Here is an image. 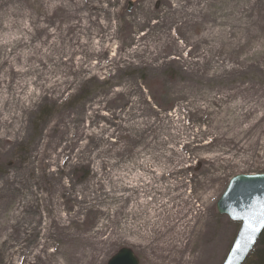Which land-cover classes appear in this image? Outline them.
<instances>
[{
  "label": "rangeland",
  "instance_id": "obj_1",
  "mask_svg": "<svg viewBox=\"0 0 264 264\" xmlns=\"http://www.w3.org/2000/svg\"><path fill=\"white\" fill-rule=\"evenodd\" d=\"M63 1L0 0V56L17 40L30 38L36 45L46 39L54 26L47 27L43 18L65 12L57 5ZM98 1L116 15L108 18L106 30L93 27L100 37L114 31L116 38L103 56L89 60L100 64L93 78L89 72L72 73L67 76L71 83L57 85L50 81L58 74L48 81L40 75L38 84L25 86L19 106L6 111L0 123V264H30L36 251L56 263L106 264L122 247L133 252L138 264H221L239 222L218 213L216 202L232 176L264 173V156H237L233 163L212 157L230 144L223 140L232 137L233 129L221 140L215 138L220 124L231 119L229 104L255 105L254 114L264 104V0ZM177 4L173 18L179 29H168L173 45L161 46L156 59L147 56V49L135 52L130 33L142 44L154 36L143 35L142 26L132 33L136 13L147 9L153 23ZM100 16V10H92V19ZM218 64L226 68L223 80L213 78ZM117 68H122L119 73ZM16 77L11 75V82ZM39 84H50L43 96ZM219 96L224 98L218 103ZM194 101L201 109L192 113ZM167 171L169 176L153 185L173 182V192H182L176 200L189 196V204L183 201L185 208L191 206L186 219L198 205L206 212L192 230L187 251L172 255L179 260H164L144 252L131 241L134 237L105 241L111 230L114 235L120 229L135 201L128 197L117 206L114 195L126 191L110 188H140ZM142 194L134 197L141 200ZM151 194L144 193L145 198ZM108 220L99 239H86L100 221ZM220 228L226 230L221 245L208 249ZM262 248L259 238L243 264H255Z\"/></svg>",
  "mask_w": 264,
  "mask_h": 264
},
{
  "label": "bare ground",
  "instance_id": "obj_2",
  "mask_svg": "<svg viewBox=\"0 0 264 264\" xmlns=\"http://www.w3.org/2000/svg\"><path fill=\"white\" fill-rule=\"evenodd\" d=\"M66 1L64 0L57 4L64 6L66 9L62 11L65 12L49 13L47 17L43 18L44 22L47 23V27L50 25L54 26V28L48 32L49 38L42 39L41 42L36 45L31 42L30 38L26 40H17L10 45L8 51L1 54L0 70H2L3 75L0 77V123L5 121L4 115L6 111H13L19 106L25 86L29 84H38L40 75H47L46 81H48L50 75L58 74L57 78L50 81V84L55 83L57 85L71 83L67 76L72 73L89 72L91 74L90 78H93L94 70L100 64L97 62L92 65L89 63V60L94 54L97 57L103 56L105 48L110 45V41L116 38V32L114 31L105 33L100 37L97 30L93 27L94 25H98V27L106 30L108 28V18H115L116 14H114L113 11L109 10L107 7H101L98 0ZM158 1L159 0H155L157 3ZM160 1L159 4H161ZM179 8V4L175 5L168 11V14L164 15L165 18L163 17L153 23H149L150 18L147 9H140L136 13V16L139 18L134 22L135 28L133 27L132 33L142 26L146 27L147 31L143 35L147 36L150 32H153L154 36L150 37L146 44H142L139 43L140 37H135L134 34L130 33L128 37L129 41L131 43L136 42L137 44L135 52L141 53L147 49V56L156 59L159 57V49L161 46L166 42L173 45L175 37L169 33L168 29L171 26L174 30L179 29V27L174 25L173 18V12ZM92 10H100L102 16L98 19H92ZM193 11L194 10H192L191 13H193ZM95 38H97L96 41ZM152 42L154 43L151 44ZM140 45L142 46L139 47ZM144 45L145 47H143ZM61 57L65 59L63 60ZM38 60L42 61L43 64L38 62ZM35 62H38L41 67L36 66ZM220 65L221 64H218L215 68L217 73L213 76L214 80H223L225 78L223 69L226 68ZM129 66L126 68H129ZM219 66L220 68H218ZM121 69L122 68H117L116 72L119 73ZM149 70H154V68L149 66ZM232 70L233 68L231 67L227 68V71ZM11 75H14V77L19 76L20 79L16 77V79H13L11 82ZM30 75H35L36 77H28ZM110 76L109 74L106 78L108 82L110 81ZM48 86L39 84V87H41L39 92L40 96L44 95V91L47 90ZM259 90L263 92L262 89ZM31 94L32 92H27V95ZM223 98L224 97L219 96L218 103L223 101ZM262 102L259 104L258 114H254L257 109L255 105H244L245 107H242L240 101L229 104L227 108L232 111L229 116L231 119H228V122L220 124L221 129L217 131L215 138L221 140L224 135H230L231 129H233L232 137L223 140L224 143L230 142V144L222 145L223 147L220 148V153L212 156L214 159L222 158L221 160L223 161L233 163L238 161L236 158L237 156H242V159H251L252 156H264V137L257 138L259 132L264 131V104H262ZM197 108L201 109L199 104L194 101L190 111L195 113ZM208 108L209 107H205L204 109L208 111ZM248 117H250L249 121L246 120ZM246 135L252 137H250L248 141L242 142L243 137ZM233 139L234 141L231 142ZM223 154H227L228 156L222 157ZM169 174L170 172L168 171L166 173H160L159 176L144 181L140 188L130 185L126 187L125 185H117L110 188V192L126 191L123 194L114 195L117 206H121L128 197H132L131 199H135V201H133L127 211L128 217L126 221L120 226L116 234L113 235L111 230L106 235L105 241L110 242L114 238L128 236L134 237L131 239L134 244L139 245L140 248L149 255L151 253L156 254V257L159 259L165 256L171 257L173 254H183L187 251L192 230H194L198 218L206 212L204 207L201 208L199 207L200 205H198L196 212L186 219V214L191 206L185 208L183 201L189 204V196L185 199L180 198L176 200V198L182 195V192H173L176 189L175 183L173 182L153 185L154 182L158 183V180L169 176ZM177 186L179 188L183 187L180 183H178ZM151 191H154V194H151L149 199H146L144 193H151ZM137 192L143 193L141 195V200H136V197H134V194ZM98 210L104 213L107 212L105 209L102 210L98 208ZM114 210H117V208ZM114 215L113 212L112 218H114ZM191 220H193L192 223H190ZM109 222L110 220L106 222L100 221L96 229H93L87 234L86 239L95 238V241L99 239L103 232V228H106ZM225 232L226 230L224 228H220L219 237L214 243L208 246V249H214L216 245L220 246L224 239ZM117 234L118 236H116ZM169 234L170 236L172 235L171 238ZM203 251L206 252L205 249H203ZM172 258L179 260V257L176 256H172ZM164 260L166 259L164 258ZM150 261L152 264H156L154 260ZM30 264L62 263H56V261L53 260L51 262L46 256H41L39 251H36L31 258Z\"/></svg>",
  "mask_w": 264,
  "mask_h": 264
},
{
  "label": "water",
  "instance_id": "obj_3",
  "mask_svg": "<svg viewBox=\"0 0 264 264\" xmlns=\"http://www.w3.org/2000/svg\"><path fill=\"white\" fill-rule=\"evenodd\" d=\"M216 209L240 223L221 264H242L264 229V173L231 177L216 202ZM237 242L242 247L237 248ZM106 264H138V260L129 248L122 247Z\"/></svg>",
  "mask_w": 264,
  "mask_h": 264
},
{
  "label": "trees",
  "instance_id": "obj_4",
  "mask_svg": "<svg viewBox=\"0 0 264 264\" xmlns=\"http://www.w3.org/2000/svg\"><path fill=\"white\" fill-rule=\"evenodd\" d=\"M261 242L263 243V248L261 250V252L259 253L258 256V260L256 261L255 264H264V230L262 231V233L259 236Z\"/></svg>",
  "mask_w": 264,
  "mask_h": 264
},
{
  "label": "snow or ice",
  "instance_id": "obj_5",
  "mask_svg": "<svg viewBox=\"0 0 264 264\" xmlns=\"http://www.w3.org/2000/svg\"><path fill=\"white\" fill-rule=\"evenodd\" d=\"M243 243L246 244L247 241H244ZM236 247H237V248H240V247H242V244H241L240 242H237Z\"/></svg>",
  "mask_w": 264,
  "mask_h": 264
}]
</instances>
